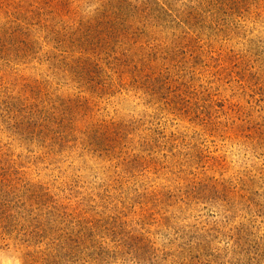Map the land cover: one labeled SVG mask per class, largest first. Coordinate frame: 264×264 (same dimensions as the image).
I'll return each instance as SVG.
<instances>
[{"label": "rangeland", "instance_id": "1", "mask_svg": "<svg viewBox=\"0 0 264 264\" xmlns=\"http://www.w3.org/2000/svg\"><path fill=\"white\" fill-rule=\"evenodd\" d=\"M0 264H264V0H0Z\"/></svg>", "mask_w": 264, "mask_h": 264}]
</instances>
